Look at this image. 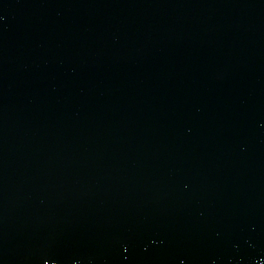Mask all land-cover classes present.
Here are the masks:
<instances>
[{
  "label": "water",
  "instance_id": "1",
  "mask_svg": "<svg viewBox=\"0 0 264 264\" xmlns=\"http://www.w3.org/2000/svg\"><path fill=\"white\" fill-rule=\"evenodd\" d=\"M0 264H264V0H0Z\"/></svg>",
  "mask_w": 264,
  "mask_h": 264
}]
</instances>
